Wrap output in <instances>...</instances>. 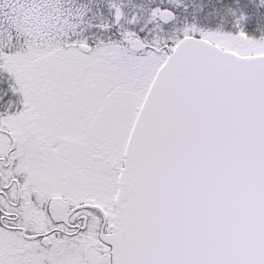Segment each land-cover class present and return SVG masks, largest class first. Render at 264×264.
I'll return each instance as SVG.
<instances>
[{
  "label": "snow or ice",
  "instance_id": "snow-or-ice-1",
  "mask_svg": "<svg viewBox=\"0 0 264 264\" xmlns=\"http://www.w3.org/2000/svg\"><path fill=\"white\" fill-rule=\"evenodd\" d=\"M0 264H264V0H0Z\"/></svg>",
  "mask_w": 264,
  "mask_h": 264
}]
</instances>
